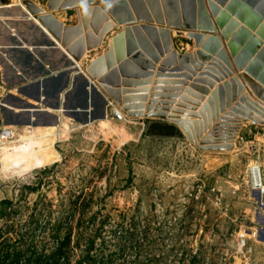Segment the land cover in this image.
<instances>
[{
	"label": "rangeland",
	"instance_id": "rangeland-1",
	"mask_svg": "<svg viewBox=\"0 0 264 264\" xmlns=\"http://www.w3.org/2000/svg\"><path fill=\"white\" fill-rule=\"evenodd\" d=\"M31 1L49 12L47 0ZM25 2L0 0V264H36L68 236L69 264H264V207L246 177L264 161V126L248 121L229 149L200 150L131 117L85 127L66 118L61 131L5 121L2 102L20 107L9 90L28 100L12 82L51 57L19 47L46 43L21 20L36 19Z\"/></svg>",
	"mask_w": 264,
	"mask_h": 264
},
{
	"label": "water",
	"instance_id": "water-1",
	"mask_svg": "<svg viewBox=\"0 0 264 264\" xmlns=\"http://www.w3.org/2000/svg\"><path fill=\"white\" fill-rule=\"evenodd\" d=\"M141 1L147 2L151 16L140 18L137 15L136 4ZM87 4L95 6H88L87 15H85L81 8H77L79 0H47L46 7L49 12H45L31 0L25 2L27 11L36 15V19L25 14L21 20L32 23L44 33L51 44L44 45L43 48L51 47L59 51L68 61L63 67L65 70L62 71L67 78L57 93L55 106L60 105V93L69 83L70 73L80 70L78 75L82 77L81 75L85 73L97 80L102 90L126 116L140 118V122L142 118H158L175 122L191 143H199L197 147L200 150L229 149L243 122L250 121L264 126V0H152L151 2L150 0H118L110 9L106 7L104 0H87ZM100 6L104 9L101 10ZM73 9L77 15V23L74 25H64L53 14L59 10L67 12ZM91 11H93L91 24L93 29L80 40L70 44V40L81 33L82 26L85 25ZM125 13L128 16L123 17ZM110 16L123 27L122 30L118 29V33L111 37L105 52L93 58L85 70L80 69L78 63L86 51L100 48L102 42H108L109 32L114 26ZM102 20L105 24L100 27ZM151 23L158 26H152ZM171 27L187 31L186 37L193 41L194 47L198 50L180 54L171 49ZM19 47L31 53L38 48L36 45L23 44ZM165 53H167L165 64L175 60L187 68L186 62L195 64L194 59L198 62L206 61L210 55H214V59L207 68L202 70L203 74L200 76L211 79L212 82L204 80L211 87L214 86L213 81L219 79V75L231 78L214 88L201 110L197 112H193L196 105L187 108L189 109L187 112L180 110L179 105L173 110L163 106L155 108L156 100L154 99L159 97V91H162L157 82H154L148 105L144 106L142 101L141 105L133 106L130 99L126 98L132 92L129 88L149 86L154 69L152 63L157 62L159 56ZM126 56H128L127 60H125ZM116 63L118 64L116 71H119L124 79L122 87L125 88H122V95L125 98L123 99L116 90V87L120 85H116L115 70H112ZM163 67L165 66L160 65L157 69L155 73L157 79L165 77L163 73L166 72ZM233 67L237 73L242 71V74L232 76ZM132 79L137 81L132 82ZM142 79L148 80L142 81ZM31 80L33 83L17 88L18 93L34 101L40 100V93L36 95V76ZM85 84L90 85L86 78ZM188 88L185 94H192V85ZM92 89L90 87L89 91H85V106L88 105L87 98L90 97L91 92L96 94V90ZM143 89L140 92L144 94L148 92V88ZM208 92H202L203 96H200L199 100H203ZM7 93L6 97L14 100L20 107L16 111L3 105L5 102L1 103L6 122L31 126L59 125L60 118L57 115L50 114L36 104L14 96L10 90ZM232 102L234 104L230 106ZM102 103V112L96 117L97 119L106 118L107 102L104 98ZM213 103L214 111L212 110L209 115L208 109ZM44 113L50 114L46 122H42L38 117ZM188 117L201 118L202 121L190 120ZM216 117L219 118L218 122L211 127L208 121ZM87 123L90 121L88 120ZM208 127H211V132H223L222 137L213 138L211 133L203 136V131H206ZM211 137L212 140L209 141Z\"/></svg>",
	"mask_w": 264,
	"mask_h": 264
},
{
	"label": "crops",
	"instance_id": "crops-1",
	"mask_svg": "<svg viewBox=\"0 0 264 264\" xmlns=\"http://www.w3.org/2000/svg\"><path fill=\"white\" fill-rule=\"evenodd\" d=\"M152 0H150L151 2ZM147 2L145 1H141L139 3L136 4V11H137V15L140 18H144V17H148L151 16V12L149 9V6H147L148 4H146ZM95 4V3H94ZM88 6H95V5H88ZM43 8V7H41ZM44 9V8H43ZM100 9L103 10L104 7L100 6ZM46 10V9H45ZM47 12V11H46ZM124 13V11H122ZM62 14L69 16L70 19H73L72 21H68L65 20L61 17H59V13H53L54 16L61 21L64 25H74L77 23V15L75 12V9L71 10V12H61ZM133 14V12H131ZM93 11H91L86 19V23L84 26H82V31L80 34L75 35V37L72 38V40H70V44L75 43L76 41L80 40L81 38H83V36L90 30H92L93 28L91 27L92 24V17ZM125 16H128V14L125 13ZM104 19V18H103ZM110 19L112 21H114V19L110 16ZM105 21L100 23V27H102V25L104 26ZM138 25H140V23L137 22ZM152 26H158L155 23H151ZM122 26L118 25L115 21H114V26L112 27V29L110 30V35L108 38V42L104 43L102 42V45L100 48H97L95 50L92 51H86L84 57L82 58V60L80 61V63H78V65L80 66V69L85 70L86 67L88 66V64L91 62V60L93 58H95L96 56H98V54H100L101 52H105L109 46V42L111 40V37L116 35L118 33V29L122 30ZM38 29V28H37ZM39 31H41L40 29H38ZM176 32H178V34H176ZM42 35L45 37L46 39V43L42 44L40 42H36V47H38L36 49V51L38 49H42L44 47V45H49L51 44L46 36L44 35V33L41 31ZM170 34H171V49L175 50L178 53H191L193 51L198 50V48L194 47L193 41L191 42L187 37V31L185 30H177L174 27L170 28ZM146 38V37H145ZM159 39V38H158ZM160 42V41H158ZM47 51H49L51 57H36V73L34 74V76H36V95L38 93H40V100H36L39 103L36 104L37 107L46 110L48 112H50V114H55L57 115L60 119V128L59 130H67V127L64 126V119H68V123L70 125H78V126H84L87 125L86 122L89 120L90 123H95L97 122L99 119H97L96 117L99 116L102 112V98H104L107 102L106 106H105V114L107 117H109V122L110 121H115V122H120L123 120H117L115 119L112 114H111V107L112 106H117L116 103L102 90V88L100 87L99 82H97V80H94L93 78H90L89 76H87V74L83 73L80 77L78 75V72L80 70H75L73 72L70 73L69 75V83L65 86V88L61 91L60 93V105L59 106H55L56 103V98H57V93L60 90V88L64 85L65 80L67 78V75L62 73L63 70H65L63 67L65 66V64H67V60L64 58V56L62 55V53H60L59 51L49 47V48H43ZM23 51H26L24 49H22ZM139 50V49H138ZM28 52V51H27ZM31 53V52H30ZM123 54L125 55V51H123ZM135 53H133L134 55ZM132 55V56H133ZM167 53H165L164 55H160L159 59L157 62L152 63L154 66L153 69V75L150 77V84L147 87H130L129 89L132 91L130 95H128L126 98H129L132 105L133 106H138L141 105V102H143L144 106L148 105V101L150 100V94L152 92V88L154 87V82L159 83V88L162 91H159V97L155 98L154 100H156V104L154 105L155 108L156 106H163L165 108H169L171 110H173L177 105H179L181 107L180 110H184V112H187V108L193 107L195 106V109L193 112H197L198 110H201L202 105L205 103V100L210 96V92L216 88L217 86L223 84V82L228 81L231 77H221L219 75V79H215L214 82V86L211 87L209 86V84H206V82H204V80H210L209 82H212L211 79H208V77H200L203 73L202 70H204L205 68L208 67V65L210 64V62L214 59V55H210L208 60L206 61H200L198 62L197 59H194L195 64H191L190 62H186L187 67H183L182 65H180L177 61H173L170 64H165V60ZM128 59V56L125 57V60ZM117 61V58H116ZM160 65L165 66L163 67L166 73H163L165 77L162 78H156L155 77V73L157 72V69L160 67ZM118 64L116 63L113 66L112 70H115V74H114V79L116 80V85H120L118 87H116V90L119 91V96L123 99L125 98V96L122 95V80H124L121 76V73L119 71H116ZM134 66V65H133ZM135 69H137L135 67ZM139 70V69H137ZM16 72V71H15ZM18 76V72H16ZM232 76L234 75H239L242 74V71H238L233 67L232 70ZM85 78L88 79L89 81V86L85 84ZM148 79H142V81H146ZM137 81V79H132V82ZM40 84H39V83ZM33 83L31 78H25V77H21V75H19V77L12 82V88L14 87V85H17V88H20L23 85L26 84H31ZM193 87V91L192 94H185L186 90H189V86ZM91 87V90H93L92 88H94L96 90V94H94L93 92H91V95L89 98H87L88 101V105L85 106V100H86V93L85 91H89ZM143 88H148V92H146L145 94L140 92L143 91ZM247 90V89H246ZM206 92L209 91L207 95H204V99L203 100H199L200 96L202 95V92ZM244 92V91H243ZM15 96V95H14ZM18 98H21V96H17ZM23 100H25L24 98H22ZM28 100H30V98L28 97ZM26 100V101H28ZM32 100V99H31ZM34 101V100H33ZM35 101V102H36ZM160 103H162L160 105ZM166 104V105H165ZM234 104V102L231 103L230 106H232ZM63 105V106H62ZM213 108V109H212ZM227 109V107H226ZM214 111V103L212 104V106H210V108L208 109V114L211 111ZM50 114H40L38 117H41L42 119H40L42 122H46L49 120L50 118ZM210 115V114H209ZM94 120H91L93 119ZM190 120H196V121H202L201 118H195V117H188ZM218 117H216L215 119L210 118V122L211 123V127L215 126L216 122H218ZM142 122H140V118H132L131 120H128L129 122H133L136 123L140 126H142V130L145 129L146 124L148 123H161V124H167L170 126H173L179 133L180 135L186 137L184 135V133L182 132V130L180 129L179 125L175 122L169 121V120H163V119H158V118H142L141 119ZM77 122L80 124H77ZM82 122V123H80ZM249 124V122H243L242 125L240 126L238 132H237V136L239 134H242V130L244 129V127H247V125ZM90 125V124H88ZM50 127V126H47ZM144 127V128H143ZM211 127H208V129L205 131H203V136H206L207 134L211 133L213 136L215 137H222V133L220 131H216L217 133L211 132ZM197 131V129H196ZM141 132V131H140ZM64 133V132H63ZM203 138V137H202Z\"/></svg>",
	"mask_w": 264,
	"mask_h": 264
},
{
	"label": "built area",
	"instance_id": "built-area-1",
	"mask_svg": "<svg viewBox=\"0 0 264 264\" xmlns=\"http://www.w3.org/2000/svg\"><path fill=\"white\" fill-rule=\"evenodd\" d=\"M110 112L117 120L127 121L130 118L125 115L119 106H112ZM3 131H5L4 128H1L0 136H3ZM254 162L256 163L255 165L247 168L246 177L249 189L258 198V201L255 200V203L258 207L257 210H260V208L264 207V161L259 155L256 156Z\"/></svg>",
	"mask_w": 264,
	"mask_h": 264
},
{
	"label": "trees",
	"instance_id": "trees-1",
	"mask_svg": "<svg viewBox=\"0 0 264 264\" xmlns=\"http://www.w3.org/2000/svg\"><path fill=\"white\" fill-rule=\"evenodd\" d=\"M150 124H153V125L161 127V128L170 127L172 130L177 131L173 126H170V125H167V124H161V123H150ZM169 136H173V135L170 134ZM66 241H67V243H66ZM65 243H66V245H68L69 236L67 238H65V240H63L59 244V246L56 248L55 253L51 254L48 258L42 257V256H39L38 258H36V264H69V262H68L69 261V257L67 255L66 251L64 250ZM86 260H87V258L85 257L83 259L75 261L73 264H87Z\"/></svg>",
	"mask_w": 264,
	"mask_h": 264
},
{
	"label": "clouds",
	"instance_id": "clouds-1",
	"mask_svg": "<svg viewBox=\"0 0 264 264\" xmlns=\"http://www.w3.org/2000/svg\"><path fill=\"white\" fill-rule=\"evenodd\" d=\"M107 8H112L118 0H104ZM79 7L83 10V13L87 15V0H79Z\"/></svg>",
	"mask_w": 264,
	"mask_h": 264
},
{
	"label": "bare ground",
	"instance_id": "bare-ground-1",
	"mask_svg": "<svg viewBox=\"0 0 264 264\" xmlns=\"http://www.w3.org/2000/svg\"><path fill=\"white\" fill-rule=\"evenodd\" d=\"M77 8H80L79 6L77 7ZM51 35V34H50ZM235 123V122H234ZM237 136V135H236ZM213 138H218V137H213ZM212 140V137L209 139V141H211ZM254 161V160H253ZM255 163V162H254ZM249 166V165H248ZM248 168V167H247ZM263 239H264V237H262Z\"/></svg>",
	"mask_w": 264,
	"mask_h": 264
}]
</instances>
